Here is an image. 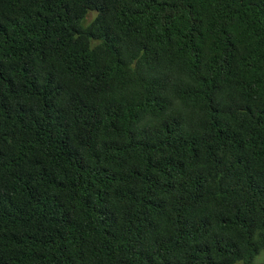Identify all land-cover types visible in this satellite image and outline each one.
<instances>
[{
  "label": "trees",
  "instance_id": "obj_1",
  "mask_svg": "<svg viewBox=\"0 0 264 264\" xmlns=\"http://www.w3.org/2000/svg\"><path fill=\"white\" fill-rule=\"evenodd\" d=\"M264 0H0V264H264Z\"/></svg>",
  "mask_w": 264,
  "mask_h": 264
},
{
  "label": "rangeland",
  "instance_id": "obj_2",
  "mask_svg": "<svg viewBox=\"0 0 264 264\" xmlns=\"http://www.w3.org/2000/svg\"><path fill=\"white\" fill-rule=\"evenodd\" d=\"M256 261H264V253L258 256Z\"/></svg>",
  "mask_w": 264,
  "mask_h": 264
}]
</instances>
